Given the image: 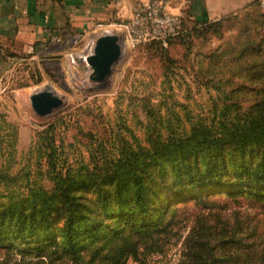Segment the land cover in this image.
Segmentation results:
<instances>
[{"label":"rangeland","instance_id":"rangeland-1","mask_svg":"<svg viewBox=\"0 0 264 264\" xmlns=\"http://www.w3.org/2000/svg\"><path fill=\"white\" fill-rule=\"evenodd\" d=\"M235 27L230 21L198 27L168 48L154 42L132 46L125 38L103 84L89 78L83 58L95 38L78 40L66 33L61 43L39 54L32 48L0 45V205L24 202L28 207L43 190L52 195L56 186L69 185L95 207L91 215L96 219L108 224L118 218L131 221L132 209L123 206L118 191L140 176L112 174L114 169L126 171L131 161L147 175L143 180L150 187L151 207L162 199L164 208L159 217L151 208L140 215L145 221L137 219L136 226L147 230L136 227L130 232L140 246L137 258L129 255L125 264H197L205 256L210 264H264V215L258 202L242 198L248 183L237 177H252L245 171L254 172L253 151H228L222 164L213 159L216 149L202 148L200 165L210 156L216 169L241 170L223 176L234 181L230 190L237 187L233 194L238 198L232 200L223 198L228 194L220 176L200 180L205 188L185 199L173 196L174 162L160 157L171 139L190 135L197 125L218 127L221 121L242 117L256 102L253 90L264 89L239 73L262 74L264 68H253L244 59L264 56V28L255 32L254 46L244 50L233 43ZM45 88L62 102L40 115L31 106L30 94ZM199 182L189 180L186 187ZM257 193L249 197H264V189ZM102 203L110 205L104 208ZM50 216L51 226L36 232L0 226V242L12 244L9 250L0 246V264L18 263L27 241L56 247L50 242L63 239L59 227L64 217ZM80 231L79 249L95 245L83 238L84 228Z\"/></svg>","mask_w":264,"mask_h":264},{"label":"trees","instance_id":"trees-1","mask_svg":"<svg viewBox=\"0 0 264 264\" xmlns=\"http://www.w3.org/2000/svg\"><path fill=\"white\" fill-rule=\"evenodd\" d=\"M252 7L253 10L249 18L220 20L201 26V28L230 21L236 26V39L233 43L242 46L244 50L249 49L256 42L255 32L264 28V13L262 12L263 8L260 1L255 0L252 3ZM197 28L186 29L183 33L169 39L166 46L159 41H149L139 46L154 42L162 48H168L174 40H183L189 37ZM256 60L245 58V62H243L246 64L252 62L253 66L251 67L253 68L254 66L264 68V56L261 55ZM239 73L244 75L247 80L259 82L264 87V70L259 76L255 73L243 72L242 70ZM253 92L256 94L255 96H258L255 98L256 102L253 106H250L249 110L243 113L242 117L221 121L218 127L203 124L197 125V129L194 128L190 135L175 137L171 139L170 143L166 144L169 148L166 152L164 151L163 154H160V157H168L174 162L175 172L173 176L176 181L170 191L173 196H182L185 199L193 191L197 190L196 192H199L205 188V185L199 182L200 180L208 176H220L222 179L220 178L219 181L224 184L228 194L224 195L223 198L230 200L238 198L233 194L237 187L229 189V186L234 181H229V178H223V176L234 175V173L237 175L242 174L241 170L238 168L228 170L226 167L216 169L209 160L210 156L208 161L200 165L199 158L201 156L204 158L202 148L208 149L211 147L217 150V155H213V159H219L223 164L228 157L226 155L228 151L243 155L250 149L253 151L252 158L256 167L253 169L254 172L245 171V173L252 175V177L245 178L242 175L237 177L244 179L248 183V194L243 195L242 198L258 202L261 206V213L264 215V197H249V194L255 195L264 189V89L261 91L253 90ZM260 92H263V94L260 95ZM190 159L192 160L189 161ZM185 164H187V168L181 169ZM132 165L133 163L130 161L126 171L114 169L112 172L115 177L119 173L120 175L137 174L140 176V179H134V183L122 187L118 191L120 196L123 197V206H129L132 209L131 212L135 218L131 221L118 218L113 220L112 224H108L102 219H96L95 216L91 215L96 214L95 207L84 203L80 197L73 193V189L69 185L56 186L52 195H46L45 190H43L36 195L39 200L33 198L28 207L24 206V202L0 205V226L4 227L12 224L14 229L23 232H28L29 230V232H36L38 228H49L53 220V217L50 216L51 213L62 214L64 217L63 226L59 227L63 239L61 241L52 239L50 242V244L54 243L56 247L48 246L42 248L35 243L36 241L32 243L27 241V247L19 251L21 254L20 261L16 264H125V259L129 255L137 258L140 242L138 237L131 238L130 232H133L136 227H138V231L147 230L140 225L136 226L137 219L141 218L144 220L140 215H145L151 208H155V213L153 214L159 217L164 207L162 199H159L157 204L151 207L149 201L150 187L143 180L147 175L144 172L140 173L138 167ZM182 174L185 175V178H181ZM189 180L199 183L186 187ZM157 188L161 190L160 187ZM128 194H130L129 198H127ZM199 201L201 200L199 199L195 202ZM212 201L214 200L212 199ZM101 205L107 208L110 204L102 203ZM7 210L11 212V215L5 214ZM77 227H80V230L84 228L83 238L88 239L89 242L94 241L93 244L95 245L87 246L85 250L79 249L81 246L78 245L80 243L78 235H80L81 231ZM3 233L0 235H3ZM25 236L21 235L20 237ZM97 238L98 240L95 242L94 239ZM11 245V243L6 244L4 241L0 242V246L5 250L12 249ZM28 246H32L30 247L31 250H29ZM208 258V256H205L204 262H198L197 264H210ZM210 258L214 260L212 253Z\"/></svg>","mask_w":264,"mask_h":264},{"label":"crops","instance_id":"crops-1","mask_svg":"<svg viewBox=\"0 0 264 264\" xmlns=\"http://www.w3.org/2000/svg\"><path fill=\"white\" fill-rule=\"evenodd\" d=\"M145 0H0V45L44 53L66 33L79 39L116 33L125 41L122 23ZM255 0H170L168 9L188 30L210 23L249 18ZM264 13V8L262 9ZM247 15V17H245Z\"/></svg>","mask_w":264,"mask_h":264},{"label":"built area","instance_id":"built-area-1","mask_svg":"<svg viewBox=\"0 0 264 264\" xmlns=\"http://www.w3.org/2000/svg\"><path fill=\"white\" fill-rule=\"evenodd\" d=\"M169 1L145 0L135 8L132 17L121 24L132 46L149 41H159L166 46L169 39L186 30L180 16L168 9ZM259 1L264 8V0Z\"/></svg>","mask_w":264,"mask_h":264},{"label":"water","instance_id":"water-1","mask_svg":"<svg viewBox=\"0 0 264 264\" xmlns=\"http://www.w3.org/2000/svg\"><path fill=\"white\" fill-rule=\"evenodd\" d=\"M121 52V38L118 34L103 32L96 36L90 50L83 57L90 68L89 78L103 84ZM30 101L34 111L44 115L57 108L62 99L51 89L45 88L31 93Z\"/></svg>","mask_w":264,"mask_h":264}]
</instances>
